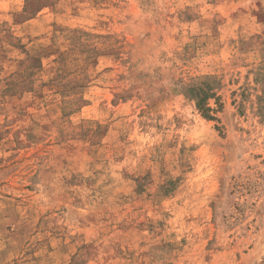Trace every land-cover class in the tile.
<instances>
[{"label": "rangeland", "instance_id": "374dc122", "mask_svg": "<svg viewBox=\"0 0 264 264\" xmlns=\"http://www.w3.org/2000/svg\"><path fill=\"white\" fill-rule=\"evenodd\" d=\"M0 264H264V0H0Z\"/></svg>", "mask_w": 264, "mask_h": 264}, {"label": "trees", "instance_id": "16d2710c", "mask_svg": "<svg viewBox=\"0 0 264 264\" xmlns=\"http://www.w3.org/2000/svg\"><path fill=\"white\" fill-rule=\"evenodd\" d=\"M192 91L193 95L195 96L197 108L205 117L210 118L211 116L209 112L212 110L209 108L206 100L208 97H211L213 93L210 92L208 85L201 83L200 86H195Z\"/></svg>", "mask_w": 264, "mask_h": 264}]
</instances>
